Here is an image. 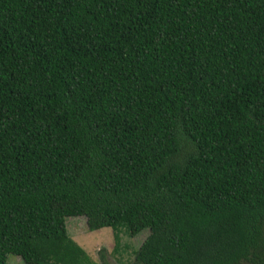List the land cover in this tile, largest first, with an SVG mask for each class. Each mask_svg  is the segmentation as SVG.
Segmentation results:
<instances>
[{
    "label": "trees",
    "instance_id": "obj_1",
    "mask_svg": "<svg viewBox=\"0 0 264 264\" xmlns=\"http://www.w3.org/2000/svg\"><path fill=\"white\" fill-rule=\"evenodd\" d=\"M69 215L147 234L92 260ZM9 254L264 264V0H0Z\"/></svg>",
    "mask_w": 264,
    "mask_h": 264
},
{
    "label": "rangeland",
    "instance_id": "obj_2",
    "mask_svg": "<svg viewBox=\"0 0 264 264\" xmlns=\"http://www.w3.org/2000/svg\"><path fill=\"white\" fill-rule=\"evenodd\" d=\"M65 224L69 236L81 246L92 260L96 259V254L99 249H105L109 253L113 250L115 244L119 246L123 244L130 245L131 248L126 249V254L128 258H131L128 251L137 248L147 234V231L143 230L136 236H128L125 233H120L118 237H114L111 229L107 228L89 231L86 228L83 216L78 215L65 217ZM126 254L123 253L125 258L127 257ZM6 264H23V262L18 255L14 256V254H9L6 259Z\"/></svg>",
    "mask_w": 264,
    "mask_h": 264
},
{
    "label": "clouds",
    "instance_id": "obj_3",
    "mask_svg": "<svg viewBox=\"0 0 264 264\" xmlns=\"http://www.w3.org/2000/svg\"><path fill=\"white\" fill-rule=\"evenodd\" d=\"M78 216H82V215H78ZM84 218V217H83ZM84 221H85V218H84ZM98 230V229H97ZM15 256V255H14ZM19 257V256H18Z\"/></svg>",
    "mask_w": 264,
    "mask_h": 264
}]
</instances>
